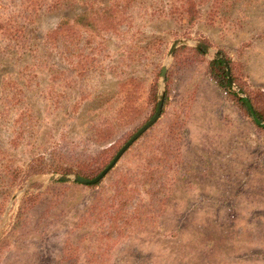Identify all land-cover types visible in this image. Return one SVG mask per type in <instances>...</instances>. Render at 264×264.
<instances>
[{
	"label": "rangeland",
	"instance_id": "1",
	"mask_svg": "<svg viewBox=\"0 0 264 264\" xmlns=\"http://www.w3.org/2000/svg\"><path fill=\"white\" fill-rule=\"evenodd\" d=\"M6 23L0 264H264V127L209 73L264 115V0H0ZM162 95L99 183L51 181L99 176Z\"/></svg>",
	"mask_w": 264,
	"mask_h": 264
},
{
	"label": "trees",
	"instance_id": "2",
	"mask_svg": "<svg viewBox=\"0 0 264 264\" xmlns=\"http://www.w3.org/2000/svg\"><path fill=\"white\" fill-rule=\"evenodd\" d=\"M83 20H84L83 18L82 19L78 18L76 21L78 23H82ZM65 22H66L65 20L64 21L62 20L60 22L59 26L55 30L50 31L46 35V42H57V41L61 40V38H62L61 35H62L63 28L65 27ZM6 24L7 25L6 26L4 25L3 28H1V26H0V31L2 32L5 30H8V31L12 32L13 27H10L8 23H6ZM24 34H25V32L21 31L20 29H17L14 32V36L16 37V41H19V45H21L23 43ZM20 48H22V47H20ZM198 51L203 53V51H201L200 49ZM230 66H231V62H230ZM231 70H232V67H231ZM209 73H210V76L212 77V79H214L217 82L218 86L222 90H224L226 92V94L230 95V97L234 101H236L243 109H245L246 112H249L247 102L243 98L239 97L235 92H233L232 85L230 84V81L228 79L226 68L224 66V63L220 59L211 61L210 65H209ZM232 73H233V70H232ZM233 79L235 80V77H233ZM250 101H252V104L254 105L253 107H254V110H255L257 117L264 123L263 113L255 107V104L253 103L252 99H250ZM155 110H156V108H155ZM62 173L67 174L66 171H63ZM79 175L84 177V178H90V177H87L85 175H81V174H79Z\"/></svg>",
	"mask_w": 264,
	"mask_h": 264
},
{
	"label": "water",
	"instance_id": "3",
	"mask_svg": "<svg viewBox=\"0 0 264 264\" xmlns=\"http://www.w3.org/2000/svg\"><path fill=\"white\" fill-rule=\"evenodd\" d=\"M175 49V44L172 47L171 52H173ZM227 69V74H228V79L230 81V84L232 86L233 85V81L231 78V73H230V69L229 66L227 64V62L224 59H221ZM166 73H167V68L164 67L163 68V72H162V77L163 79H165L166 77ZM239 95H241L243 97V99L247 102L248 107L251 111V114L255 120V122L264 127V123L257 117L253 106L251 105L249 99L247 97L243 96V93L241 91H238ZM163 106H164V95H162L159 103H158V108H157V112L154 115V117L147 123L145 124L132 138L131 140H129V142H127V144H125V146L120 150V152L117 154V156L115 157V159L113 160V162L106 168L104 169L101 174H99V176H97L95 179L93 180H88L86 178L83 177H78V176H53L51 178V181H60V182H78L81 183L83 185H95L97 183H99L103 178H105V176L114 168V166L117 164V162L120 160V158L125 154V152L139 139L141 138L152 126H154V124H156V122L160 119L161 115H162V111H163Z\"/></svg>",
	"mask_w": 264,
	"mask_h": 264
}]
</instances>
